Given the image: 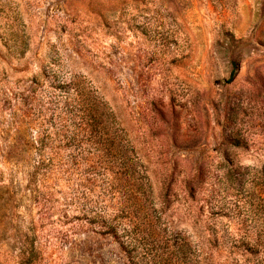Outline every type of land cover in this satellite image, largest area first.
Here are the masks:
<instances>
[{"label":"rangeland","instance_id":"1","mask_svg":"<svg viewBox=\"0 0 264 264\" xmlns=\"http://www.w3.org/2000/svg\"><path fill=\"white\" fill-rule=\"evenodd\" d=\"M0 264H264V0H0Z\"/></svg>","mask_w":264,"mask_h":264}]
</instances>
